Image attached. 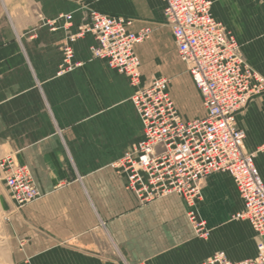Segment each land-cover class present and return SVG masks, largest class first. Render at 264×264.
I'll return each instance as SVG.
<instances>
[{
	"label": "crops",
	"instance_id": "1",
	"mask_svg": "<svg viewBox=\"0 0 264 264\" xmlns=\"http://www.w3.org/2000/svg\"><path fill=\"white\" fill-rule=\"evenodd\" d=\"M211 1L214 17L235 36L249 65L264 75V0ZM91 10L130 19L131 31L152 29L134 47L143 81L148 79L141 60L149 50L173 45L184 65L165 27L163 0H0V158L26 165L39 190L37 198L11 212V262L196 264L222 249L215 248L213 233L208 240L193 233L185 201L171 194L140 203L111 167L142 134L128 79L103 60L89 58L91 35L73 44L74 57L83 65L57 74L61 46ZM65 13L72 14L69 28L52 30L46 24ZM179 74L183 83L171 85ZM171 75L169 93L177 111L190 116L200 107L198 117L204 116L187 70ZM188 92L195 97L191 111L185 107ZM235 120L264 182V93ZM242 207L228 173L203 179L197 209L207 229L233 222L254 232L246 220L232 218ZM222 237L223 245H230V232ZM244 252L247 256L237 259L226 255L232 261L254 257L255 247L249 244Z\"/></svg>",
	"mask_w": 264,
	"mask_h": 264
},
{
	"label": "built area",
	"instance_id": "2",
	"mask_svg": "<svg viewBox=\"0 0 264 264\" xmlns=\"http://www.w3.org/2000/svg\"><path fill=\"white\" fill-rule=\"evenodd\" d=\"M163 14L170 27L179 59L198 90L204 116L183 120L169 93L164 76L142 80L134 47L149 38L152 29L131 31V20L91 10L61 46L57 74L72 72L83 62L75 59L73 44L91 35L90 59L103 60L124 75L133 88L131 102L140 120L141 137L111 163L125 178V188L140 203L174 194L186 205L193 233L206 238L209 229L200 217L202 181L210 173H228L242 198L243 207L232 215L246 220L259 238L254 257L230 260L217 250L196 264H264V182L254 164V153L243 146L244 133L236 114L264 92V77L243 57L235 36L212 13L211 0H163ZM63 19L59 26L57 21ZM72 14L46 21L52 30L71 26ZM4 185L15 209L39 196L26 165L9 156L0 158Z\"/></svg>",
	"mask_w": 264,
	"mask_h": 264
},
{
	"label": "rangeland",
	"instance_id": "3",
	"mask_svg": "<svg viewBox=\"0 0 264 264\" xmlns=\"http://www.w3.org/2000/svg\"><path fill=\"white\" fill-rule=\"evenodd\" d=\"M165 27H167L170 30V27L167 25L166 21H165ZM147 55L148 56L144 59V61L141 60L142 69L144 70V76L147 79H150L155 76H166L169 79V81H171L172 72L174 73L175 71L177 72L178 70H185L186 72L184 65L177 59L175 55L173 45L170 47L166 46L163 50L160 51L149 50L147 51ZM262 76L264 77V75ZM183 81H184V75L179 74L176 76V78H173L171 85L175 84L176 82L182 84ZM184 95L187 97L185 107H187L186 108L187 110L191 111L192 103L195 102V97H192L190 92L185 93ZM201 115H202V110L200 107L198 109V112H196L195 114H191L190 116L189 115L183 116L182 114H180V116L185 121L190 118L198 117ZM221 173H226V172H221ZM15 210L16 209L12 204L9 191L4 185L3 171L0 168V264H13L11 262L12 261L11 249L14 246L15 240L12 236V233L14 231V226L10 219L11 218L10 215L11 212ZM228 225L230 226V229L227 228ZM221 228L224 229L221 230ZM229 232L231 234V242L230 245L228 243L227 244L229 245V247L231 246L230 248L227 247L228 245L226 246L223 245L222 243L223 233H229ZM212 233L215 236V243H216L215 248L222 249L231 259H237L239 257L247 256V254L244 251L247 249V246L249 244H253V246L255 247V255L257 253L256 246L259 241V238L256 236L254 232H251L246 225L239 224L238 226L237 224L230 222L229 224L224 225L218 229H215L213 231L210 230L208 236L205 239L206 240L210 239ZM239 250H241L243 253L240 254ZM250 256H254V255L252 254Z\"/></svg>",
	"mask_w": 264,
	"mask_h": 264
},
{
	"label": "bare ground",
	"instance_id": "4",
	"mask_svg": "<svg viewBox=\"0 0 264 264\" xmlns=\"http://www.w3.org/2000/svg\"><path fill=\"white\" fill-rule=\"evenodd\" d=\"M236 220V219H235Z\"/></svg>",
	"mask_w": 264,
	"mask_h": 264
}]
</instances>
